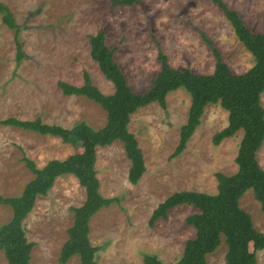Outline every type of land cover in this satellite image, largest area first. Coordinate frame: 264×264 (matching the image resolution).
Segmentation results:
<instances>
[{
    "label": "rangeland",
    "instance_id": "1",
    "mask_svg": "<svg viewBox=\"0 0 264 264\" xmlns=\"http://www.w3.org/2000/svg\"><path fill=\"white\" fill-rule=\"evenodd\" d=\"M223 1L253 32L264 34V0ZM0 2L20 26L17 37L23 52L17 63L14 30L1 21L0 14V120L39 117L63 127L84 120L95 129L102 127L106 114L98 103L80 95H65L57 85L59 80L80 85L86 71L103 93L113 91L112 83L89 54L88 37L100 28L106 44L115 47V59L136 92L146 90L159 70L158 49L172 66L211 73L215 57L202 34L219 50L231 71L244 72L253 64L251 54L212 0H138L132 5H114L111 0ZM260 103L264 108V91ZM189 104L188 91L179 87L166 95V108L152 102L130 116L128 129L137 139L146 167L135 185L127 180L129 159L122 142L97 147L100 192L118 198L95 212L88 222L89 241L99 247L95 253L98 264H143L144 253L155 254L166 263L175 262L186 240L195 234L185 218L197 209L180 204L169 209L166 219L158 218L150 225L152 210L174 191L215 193V172L228 175L237 170L235 156L243 130L217 145L212 142L213 134L227 124V110L219 103L204 107L184 150L170 157ZM78 151L80 148L58 136L0 124V194L18 195L34 177L21 160L23 155L40 167L49 159H62ZM256 155L264 169V139ZM84 200V188L70 173L57 176L47 194L36 197L22 221L27 239L34 243L28 264H59L61 246L73 223L71 206ZM239 205L264 234V211L251 188L244 191ZM11 216V207L0 203V225ZM225 252L221 235L218 246L206 255V263L225 264ZM6 263L0 250V264ZM65 264H80L79 257L73 255ZM255 264H264V248L255 251Z\"/></svg>",
    "mask_w": 264,
    "mask_h": 264
},
{
    "label": "trees",
    "instance_id": "2",
    "mask_svg": "<svg viewBox=\"0 0 264 264\" xmlns=\"http://www.w3.org/2000/svg\"><path fill=\"white\" fill-rule=\"evenodd\" d=\"M138 0H111L114 5H132ZM231 25L234 34L251 54L253 64L244 72L236 73L222 60L220 52L202 34L215 57L211 73H202L190 68L170 65L167 56L158 49L160 68L150 86L143 92L134 91L128 84L120 65L115 59V47L105 42V32L98 29L89 35L90 57L103 76L113 85V91L105 94L83 71L80 85L57 81L65 95H80L98 103L106 114V121L97 129L80 120L71 127L35 119L6 117L0 124L33 131L42 135L58 136L62 141L80 148V151L65 158L49 159L38 167L23 155L21 160L34 177L29 180L18 195L0 194V203L11 207L12 216L0 225V250L6 264H28L34 245L25 235L23 219L32 210L37 196L46 195L57 176L63 173L74 175L85 190V200L79 206H71L73 223L67 229V239L61 246L59 264L77 255L80 264H98L95 253L99 247L89 241V219L103 207L118 201L117 197H105L100 192V182L95 168L96 150L115 140L123 144L125 156L129 159L127 180L135 185L145 171L142 150L134 134L128 129L130 116L139 108L157 102L166 108V95L183 87L190 95V104L185 122L179 128L176 147L170 157L179 155L186 142L200 122V116L208 103H219L227 110V124L212 136L213 144L235 134L239 129L243 135L239 143L235 162L237 170L232 174L215 172L216 192L178 190L159 202L152 210L148 223L152 225L158 218L166 219L169 209L180 204L193 205L197 211L186 216L195 234L186 240L181 256L173 263H166L155 254L144 253L143 264H207L206 255L220 243L221 235L226 244L225 264H255V251L264 248V234L258 231L251 215L239 205L244 191L251 188L254 198L264 211V169L257 159V150L264 139V108L260 94L264 91V34L253 32L242 20L239 13L231 9L223 0H212ZM1 21L14 30L16 62L23 57L18 39L20 26L15 22L9 8L0 2ZM252 245V250L250 249Z\"/></svg>",
    "mask_w": 264,
    "mask_h": 264
}]
</instances>
